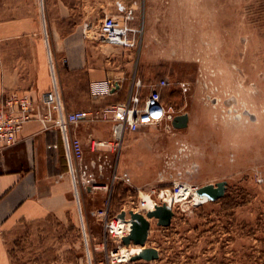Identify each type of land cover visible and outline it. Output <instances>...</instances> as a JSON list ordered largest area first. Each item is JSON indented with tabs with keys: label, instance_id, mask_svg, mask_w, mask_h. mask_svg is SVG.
I'll use <instances>...</instances> for the list:
<instances>
[{
	"label": "rangeland",
	"instance_id": "1",
	"mask_svg": "<svg viewBox=\"0 0 264 264\" xmlns=\"http://www.w3.org/2000/svg\"><path fill=\"white\" fill-rule=\"evenodd\" d=\"M133 15L130 27L140 32L129 35L127 46L101 36L103 21L86 26L88 52L106 58L115 72L111 76L123 73L127 85L139 77L143 99L147 85L167 78L164 102L175 117L188 114L189 124L172 132L156 127L127 133L100 162L87 147L83 167L108 189L83 193V220L70 186L66 219L49 215L19 222L5 234L12 264H264V0H140ZM24 40L0 42V57L21 75L20 88L11 92L35 88L32 41L26 39L27 48ZM51 53L68 109L105 107L108 99L92 95L87 75L57 64ZM49 89L36 97L43 113L51 110L42 101ZM55 119L51 112V122ZM77 131L86 134L87 144L112 139L109 123H85ZM179 143L186 144L188 157L179 152ZM51 149L60 152L69 175L62 138ZM94 162L105 163L101 179ZM115 175L122 178L113 182ZM175 179L198 189L222 185L225 192L215 202L198 203L188 195L184 203H173L171 226L153 222L146 248L157 251L154 261L108 263L104 245L139 248L110 236L108 214L129 213L137 207L139 191L172 188Z\"/></svg>",
	"mask_w": 264,
	"mask_h": 264
},
{
	"label": "crops",
	"instance_id": "2",
	"mask_svg": "<svg viewBox=\"0 0 264 264\" xmlns=\"http://www.w3.org/2000/svg\"><path fill=\"white\" fill-rule=\"evenodd\" d=\"M139 1L0 0V42L25 39V46L30 48L26 39L32 41L35 88L24 93L36 99L51 87L48 44L42 37L47 34L45 38L50 50L55 52L57 64L64 62L69 71L85 73L90 81L88 90L92 83L106 80L121 85V89L107 97L105 106L126 101L134 80H142L134 76L127 85L123 73L112 77L115 72L107 67L109 61L88 52L91 44L86 40L84 30L86 26L95 27L106 17L122 18L131 9L136 11ZM28 59L30 64V57ZM10 64L0 57V103L5 94L21 85L19 69ZM165 92L166 89L163 96ZM74 133L87 143L85 133ZM60 139L59 132H45L40 122L32 120L24 126L18 144L0 154V264H12L5 234L19 222H37L49 215L64 220L69 214L71 180L62 170L60 152L51 149Z\"/></svg>",
	"mask_w": 264,
	"mask_h": 264
},
{
	"label": "built area",
	"instance_id": "3",
	"mask_svg": "<svg viewBox=\"0 0 264 264\" xmlns=\"http://www.w3.org/2000/svg\"><path fill=\"white\" fill-rule=\"evenodd\" d=\"M134 19L133 10L128 12L122 19L115 16L106 17L101 26V36L116 45H130L128 39L129 35L140 32V30L130 27V24ZM47 44L50 52L49 58L52 84L50 89L44 94L42 101L49 105L51 110L49 113L38 111L36 106L37 99L27 93L11 92L5 94L3 101L0 103V154L5 153L7 150L18 144L21 140V133L24 126L32 120L40 122L43 126V131H59L63 142L68 176L71 180L73 193L79 205L83 220V205L81 200L83 193L86 192L87 194L94 196L97 189H108L107 185H100L97 178L89 173L88 166L83 167L86 148L90 147L93 152H96L99 155L100 162L102 158L105 160L108 159V153L112 148H117L122 144L127 133L136 134L142 132L146 128L156 127H162L165 128L167 132H172L175 129L173 125L175 116L172 108L169 107L163 99V91L170 85V82L166 78L150 83L147 85L149 91L143 99L141 97V90L144 87V84L140 80H134L129 97L124 102L101 107L95 110L70 111L67 107L63 90L58 80L57 70L52 58L48 40ZM182 87L185 91L187 90L184 83L182 84ZM91 89L94 97L107 98L113 94V91L121 89V85L118 83L115 84L112 80H106L92 83ZM51 112L56 116L54 122H51L50 120ZM85 123H109L112 131V139L110 141H96L93 139L90 140L88 144L85 143L81 137L74 133ZM179 145V152L184 155V157H188L189 155L186 144L179 143ZM171 163H173V161L170 162L169 160L167 162L168 168ZM104 164L98 162L92 164L100 170V179L104 176ZM121 178V176L115 175L113 182H117V180ZM172 184V188L152 187L146 191H139L140 194L137 207L132 211L146 215L147 212L155 210L157 206H161L167 200L170 201L173 208V203L178 202L177 196L186 188H189L193 195L197 194V186L187 185L188 183H181L176 179ZM192 197L195 199L194 196ZM110 201L111 198H107L106 203H108L109 206L111 203ZM118 216L119 214L113 216H109L108 214L106 217L105 228L106 231L110 233V236L115 235L113 233V225L122 220ZM126 218L127 220L130 218L128 213ZM150 222L152 228L153 222L157 223V219H150ZM131 228L132 226L129 223L128 226L123 228L122 235L119 236L121 242L124 237L130 235ZM115 236L118 237L117 235ZM105 244L108 245L107 241ZM120 245L121 244L117 243V246H114L112 249H109V247L104 245L107 249L106 255L108 263L110 261L113 262L114 260L118 261V263H129L132 261L131 257L137 255L132 253V249H127L131 251L130 254H128L127 257L122 258L125 259L124 261L121 260L119 255L123 249L126 248L122 249V246ZM144 248H146V245L144 247L139 246L138 249L141 251Z\"/></svg>",
	"mask_w": 264,
	"mask_h": 264
},
{
	"label": "water",
	"instance_id": "4",
	"mask_svg": "<svg viewBox=\"0 0 264 264\" xmlns=\"http://www.w3.org/2000/svg\"><path fill=\"white\" fill-rule=\"evenodd\" d=\"M189 124V115L176 116L173 120V125L177 129L186 128ZM225 192L224 186L207 185L197 190V194L204 202L217 201ZM129 220L127 221V212L122 211L119 214V218L127 221L131 226L130 235L123 238V242L126 245L134 244L136 246L144 247L149 239L151 222L150 219H157V224L161 227H169L172 224L173 217L175 215L174 210L168 204H162L157 206L155 210L147 212L146 215L140 212L130 211L128 213ZM157 251L153 248H144L137 255L131 257L134 262L147 261L151 262L157 259Z\"/></svg>",
	"mask_w": 264,
	"mask_h": 264
},
{
	"label": "bare ground",
	"instance_id": "5",
	"mask_svg": "<svg viewBox=\"0 0 264 264\" xmlns=\"http://www.w3.org/2000/svg\"><path fill=\"white\" fill-rule=\"evenodd\" d=\"M49 51V50H48ZM50 53V52H49ZM52 54V53H51ZM234 101H237V100H235V99H233ZM232 101V100H231ZM230 101V102H231ZM237 102H239V101H237ZM228 104V103H227ZM231 107V106H230ZM249 111V110H248ZM246 113H248V114H250V115H252V113H249V112H247L246 111ZM254 120V119H253ZM191 194H193L191 191H190V189L189 188H186L185 190H183V192L180 194V195H178L177 196V199H178V201H181L182 203H184V200H186L185 198H186V196H188V195H191ZM195 196V201L196 202H198V203H201V202H204L202 199H200L199 198V196L197 195V194H195L194 195ZM164 204H168L169 206H171L172 207V205L170 204V201L169 200H167ZM128 221V220H127ZM126 226H128V223L127 222H125V221H123V220H120L119 222H117V223H115L114 225H113V233L115 234V235H117V236H120V235H122V230H123V228H125ZM139 251H140V249H138V248H133L132 249V253L133 254H138L139 253ZM130 252L131 251H129V250H127V249H123V251L120 253V258H121V260H125V259H122V258H125V257H127L128 256V254H130Z\"/></svg>",
	"mask_w": 264,
	"mask_h": 264
},
{
	"label": "trees",
	"instance_id": "6",
	"mask_svg": "<svg viewBox=\"0 0 264 264\" xmlns=\"http://www.w3.org/2000/svg\"><path fill=\"white\" fill-rule=\"evenodd\" d=\"M163 99H164V96H163Z\"/></svg>",
	"mask_w": 264,
	"mask_h": 264
}]
</instances>
